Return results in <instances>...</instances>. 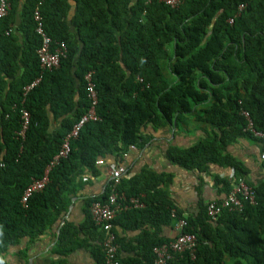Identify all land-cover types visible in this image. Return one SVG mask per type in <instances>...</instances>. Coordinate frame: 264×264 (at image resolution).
Returning <instances> with one entry per match:
<instances>
[{
    "label": "trees",
    "instance_id": "16d2710c",
    "mask_svg": "<svg viewBox=\"0 0 264 264\" xmlns=\"http://www.w3.org/2000/svg\"><path fill=\"white\" fill-rule=\"evenodd\" d=\"M40 1L47 33L68 47L60 65L50 70H42L37 53L41 37L33 13ZM73 1L70 16L71 0H11L9 13L0 19L4 259L10 247L28 239V251L50 232L60 256L51 264H67L66 257L82 247L91 250L94 264H108L107 231L95 222L90 206L106 201L110 186L85 198L81 224L64 216L85 185L83 176L100 174L98 159L107 163L132 145L144 147L152 138L149 126L157 130L175 122L180 127L189 114L212 124L209 138L187 148L171 146L168 157L201 171L212 163L229 166L236 180L245 178L247 169L225 151L240 137L251 136L242 111L248 110L264 131V0H184L174 8L159 0ZM89 71H94L100 118L85 123L72 139L68 157L53 165L48 184L24 207L26 187L44 175L67 133L90 107ZM40 75L41 81L25 96L24 88ZM23 107L31 114L25 136L20 134ZM169 179L148 169L121 179L118 190L128 198L144 194L145 206L123 211L113 221L119 264H155L154 246L171 240L159 235L161 227L181 218L187 221L184 231L197 235L196 257L178 255L167 264H264V182L248 181L256 189L255 204L246 203L242 211L225 210L213 221L206 205L188 216L174 208L161 187ZM218 183L226 194L233 186L228 177ZM117 225L142 231L127 242Z\"/></svg>",
    "mask_w": 264,
    "mask_h": 264
},
{
    "label": "crops",
    "instance_id": "0c3cea01",
    "mask_svg": "<svg viewBox=\"0 0 264 264\" xmlns=\"http://www.w3.org/2000/svg\"><path fill=\"white\" fill-rule=\"evenodd\" d=\"M71 2L73 7L70 16L75 11V3L73 0ZM187 119V122L180 127H177L176 123L157 130L149 126L148 132L151 133L152 138L144 147H130L122 156H110L111 159L106 164L99 165L101 170L98 176L90 173L84 175L82 181L85 180V185L72 198L64 218L76 224H81L85 220L84 200L87 196L102 194L109 186L108 166L113 164H122L126 167L122 178H130L144 169L170 178L162 183L161 187L167 191V196L174 208L186 216L198 213L202 206L211 200L222 199L226 193L218 183V179L228 177L233 181L235 177L233 168L212 163L207 170L201 171L181 166L168 157V149L171 146L190 147L209 138L215 129L212 124L199 121L195 116ZM53 128L57 129L55 121H53ZM263 149L264 144L261 140L248 136L240 137L229 144L225 152L245 166L246 180L257 185L264 182V160L261 159ZM116 229L127 242H133L142 231L141 228L125 229L121 225H117ZM159 235L164 238H173L176 235L175 225L172 223L162 226ZM55 242L53 235L47 232L27 251L25 247L28 239H24L22 245L10 247L5 255V261L7 264H25L26 261L28 264H51L53 260H58L60 257L53 250ZM22 251L27 252V255L21 254ZM66 260L67 264H94L95 262L91 250L85 247L74 250L66 257Z\"/></svg>",
    "mask_w": 264,
    "mask_h": 264
},
{
    "label": "built area",
    "instance_id": "2783aa9c",
    "mask_svg": "<svg viewBox=\"0 0 264 264\" xmlns=\"http://www.w3.org/2000/svg\"><path fill=\"white\" fill-rule=\"evenodd\" d=\"M171 7H178L184 0H159ZM42 1L34 9V21L37 34L41 37V45L39 46L37 53L40 60V66L42 70H50L60 65L62 57H65L68 53L67 44L64 41H55L46 31L44 16L41 10ZM11 9V0H0V19L5 17ZM233 21V19H231ZM42 75L36 78L31 84L27 85L24 90V95L35 87L41 81ZM86 89L88 97L90 99V107L88 111L77 121L70 132L67 133L64 138L59 152L55 155L54 161L46 168L44 175L41 178H33L31 183L26 187L21 203L24 207L28 206L30 197L38 191H42L50 181L49 172L53 165L58 163L62 158L68 157L71 152V141L78 137L82 127L86 122L90 120H98L100 117L97 114L96 106L99 102V93L97 85L94 80V71H89L85 75ZM140 81H143L140 78ZM22 128L20 134L25 136L26 131L31 121V114L26 108H22ZM247 119V125L245 130L248 131L251 136L261 140L264 144V131L256 127L254 120L248 110L242 111ZM135 147V146H131ZM261 159L264 160V149L261 153ZM99 165L106 164L103 158L98 159ZM110 180L109 186L111 192L106 201H94L90 206V211L93 219L104 230L107 231L104 241V247L106 250V261L108 264H119L118 252L120 245L117 242L116 234L111 230L113 227V221L117 216L132 207H144L145 203L142 201L141 196H132L128 198L124 192L118 190L121 184L123 174L126 172V167L122 164H113L108 166ZM233 186L231 190L222 198L209 201L207 206V214L213 221H217L220 215L225 211H242L246 203H256V189L250 184L244 177L238 180L233 179ZM176 216L175 211L172 214ZM187 225V221L183 218L178 219L175 228L176 235L171 238L169 242H165L154 246V262L155 264H167L169 261L174 260L178 255L188 254L192 259L196 257L198 238L195 233L185 232L184 228Z\"/></svg>",
    "mask_w": 264,
    "mask_h": 264
},
{
    "label": "clouds",
    "instance_id": "9594fccd",
    "mask_svg": "<svg viewBox=\"0 0 264 264\" xmlns=\"http://www.w3.org/2000/svg\"><path fill=\"white\" fill-rule=\"evenodd\" d=\"M3 232L0 230V243H2ZM0 264H6L4 257L0 256Z\"/></svg>",
    "mask_w": 264,
    "mask_h": 264
},
{
    "label": "rangeland",
    "instance_id": "374dc122",
    "mask_svg": "<svg viewBox=\"0 0 264 264\" xmlns=\"http://www.w3.org/2000/svg\"><path fill=\"white\" fill-rule=\"evenodd\" d=\"M188 117H189V119H190V118H193V115H192V114H189Z\"/></svg>",
    "mask_w": 264,
    "mask_h": 264
},
{
    "label": "water",
    "instance_id": "95a60500",
    "mask_svg": "<svg viewBox=\"0 0 264 264\" xmlns=\"http://www.w3.org/2000/svg\"><path fill=\"white\" fill-rule=\"evenodd\" d=\"M172 125H175V122H173Z\"/></svg>",
    "mask_w": 264,
    "mask_h": 264
}]
</instances>
